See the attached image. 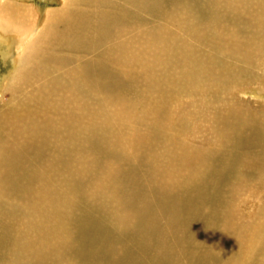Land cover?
Returning <instances> with one entry per match:
<instances>
[{
    "label": "bare ground",
    "instance_id": "obj_1",
    "mask_svg": "<svg viewBox=\"0 0 264 264\" xmlns=\"http://www.w3.org/2000/svg\"><path fill=\"white\" fill-rule=\"evenodd\" d=\"M28 2L0 0V264H264V0Z\"/></svg>",
    "mask_w": 264,
    "mask_h": 264
},
{
    "label": "rangeland",
    "instance_id": "obj_2",
    "mask_svg": "<svg viewBox=\"0 0 264 264\" xmlns=\"http://www.w3.org/2000/svg\"><path fill=\"white\" fill-rule=\"evenodd\" d=\"M28 3H32L33 5H36L40 8V10L43 12L48 8H54V7H58L61 4V0H29ZM34 20V21H33ZM30 19V23H28V29L30 30L31 27L33 26L34 23H36L38 21L37 19ZM9 60L7 58V62L4 61V59L0 56V77L7 71V69H9ZM175 72V71H174ZM1 93V92H0ZM184 96V95H183ZM182 99L184 101H186L187 97H183ZM200 99V98H198ZM264 100V98L262 97L261 99H259L258 101ZM251 104V108L252 107H262L264 105V103H250ZM257 105V106H256ZM189 112V111H188ZM202 111H199L198 113L195 114L194 118H192L189 114L187 115V123L189 124H196L197 126H203L205 125V122L202 118ZM194 136H196L194 134ZM197 137V136H196ZM256 189V186L253 189H248V185L246 187L240 188L241 191L238 192L237 196L238 198L236 199V205L238 204V201L241 200V204H243V202H246L244 205H242L241 211L243 212V218L246 221H251L254 217V215H256L255 213L257 212V207H258V199L259 198L257 195H263L264 196V189H262L259 192H251L254 191ZM256 195H254V194ZM253 196H256V198L253 199ZM259 213L257 212V215Z\"/></svg>",
    "mask_w": 264,
    "mask_h": 264
}]
</instances>
